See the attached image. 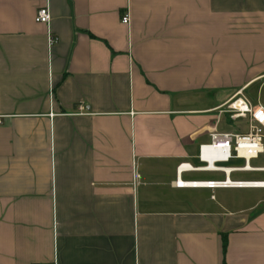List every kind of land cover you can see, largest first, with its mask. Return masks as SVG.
Masks as SVG:
<instances>
[{"label": "crops", "instance_id": "obj_1", "mask_svg": "<svg viewBox=\"0 0 264 264\" xmlns=\"http://www.w3.org/2000/svg\"><path fill=\"white\" fill-rule=\"evenodd\" d=\"M258 84L264 0H0V264H264V187L176 186L264 183L199 158Z\"/></svg>", "mask_w": 264, "mask_h": 264}, {"label": "built area", "instance_id": "obj_2", "mask_svg": "<svg viewBox=\"0 0 264 264\" xmlns=\"http://www.w3.org/2000/svg\"><path fill=\"white\" fill-rule=\"evenodd\" d=\"M51 14L48 7L40 8L35 16V22L39 25H49ZM128 16L123 17L122 23L129 24ZM58 42V39L51 32L48 34V44L52 48ZM240 103V105H239ZM232 120L240 118L248 120V133L232 134L212 132L210 143L200 148V160L208 163L207 169L215 170L214 163L228 162L231 159L243 157L247 160L245 169H249L251 159L264 156V107L253 108L243 96L233 99L226 111ZM186 169L185 166L179 168L180 172ZM177 187H205L208 189L226 188V187H264V183H232L229 180L225 182L209 183H183L178 181Z\"/></svg>", "mask_w": 264, "mask_h": 264}, {"label": "rangeland", "instance_id": "obj_3", "mask_svg": "<svg viewBox=\"0 0 264 264\" xmlns=\"http://www.w3.org/2000/svg\"><path fill=\"white\" fill-rule=\"evenodd\" d=\"M260 84H258L256 87H254L253 89H251L247 96L249 97V99L254 103L255 106H259L260 104L261 105H264V84L263 86L261 87V90H258V86ZM238 124L241 126V127H246V123L245 122H238Z\"/></svg>", "mask_w": 264, "mask_h": 264}, {"label": "bare ground", "instance_id": "obj_4", "mask_svg": "<svg viewBox=\"0 0 264 264\" xmlns=\"http://www.w3.org/2000/svg\"><path fill=\"white\" fill-rule=\"evenodd\" d=\"M239 105H240V103H239ZM189 168V167H188Z\"/></svg>", "mask_w": 264, "mask_h": 264}]
</instances>
